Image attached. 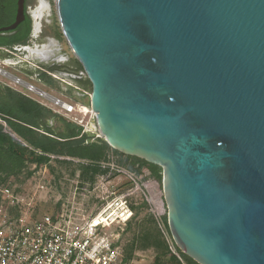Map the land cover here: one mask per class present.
<instances>
[{
	"label": "water",
	"instance_id": "1",
	"mask_svg": "<svg viewBox=\"0 0 264 264\" xmlns=\"http://www.w3.org/2000/svg\"><path fill=\"white\" fill-rule=\"evenodd\" d=\"M57 14L101 138L162 168L177 247L264 264V0H57Z\"/></svg>",
	"mask_w": 264,
	"mask_h": 264
},
{
	"label": "built area",
	"instance_id": "2",
	"mask_svg": "<svg viewBox=\"0 0 264 264\" xmlns=\"http://www.w3.org/2000/svg\"><path fill=\"white\" fill-rule=\"evenodd\" d=\"M31 19L34 31L35 20L34 17ZM26 48L28 47L24 45H16L8 50V58L0 63L9 67L15 66V52H26ZM27 58L30 57L27 56ZM34 59L39 62L53 60L58 66L68 65L71 60L69 56L63 55H54L48 59L39 57ZM26 62L29 61L26 60ZM0 69L4 70L1 67ZM5 73L8 76L2 75L19 88L20 93L36 96L41 105L70 119L83 129V133L101 139L97 115L91 105L66 101L6 70ZM53 73H50L52 77L69 86H74L76 80H83L86 76L81 71L75 73L54 71ZM75 88L79 89L76 84ZM48 166L46 164L41 169H46ZM116 173L126 177L132 183V187L113 199L95 215L87 213L84 204L74 202L61 203L54 213L42 214L37 211L35 197L24 199L11 184L0 187V197L3 200L0 208V264H150L142 254L127 257L116 236L106 231L114 226H127L135 215L129 200L141 197L147 204L158 229L169 240L172 236L165 222L168 211L163 187L161 188L149 176L144 178L142 175L128 174L118 169ZM112 175L113 173L110 172L105 177L109 180ZM39 189L44 190L45 184ZM172 252L182 264H186L176 248L172 247Z\"/></svg>",
	"mask_w": 264,
	"mask_h": 264
},
{
	"label": "rangeland",
	"instance_id": "3",
	"mask_svg": "<svg viewBox=\"0 0 264 264\" xmlns=\"http://www.w3.org/2000/svg\"><path fill=\"white\" fill-rule=\"evenodd\" d=\"M43 1L48 3V10L44 12V15L46 14L45 17L43 16L44 19L42 18V20H40V32L41 30L42 32H39L37 37L32 35L29 42L24 45V47L35 48L41 46L40 48H42L44 45L50 44L51 40H54L59 44L61 50L54 51V53L57 52V56H69L71 60L68 65L78 70L77 65L80 62L74 56L60 25L57 14V0ZM40 4L41 0H29L28 11L31 17H34V12H36ZM52 55L54 54H49L46 58L42 57L44 55L35 57L48 59L51 58ZM27 56L30 58H27ZM35 57L30 56L26 48V52H15V66L9 67L4 63H0V67L4 69H0V86L3 88H11L20 93L19 88L14 86L3 76L7 75L5 73L6 70L12 75L35 84L38 88L53 96L73 103H80L86 106L91 105L90 95L92 88L89 87L88 91H85L87 92L86 94L82 89L75 88V84L74 86H69L61 80L52 77L50 73H53L59 66L53 60L39 62L34 59ZM26 60L29 62H26ZM82 71L83 70H81V72ZM41 74H47L52 79V85L45 84L43 80H40L39 77ZM59 78L61 79L60 76ZM87 79L88 78L84 76V79L81 81H87ZM27 97L40 103L36 96L32 95ZM51 111L70 123L75 124L62 114L54 110ZM59 117L50 120L49 123L54 129L62 130L63 124ZM0 124L4 128V132L13 137L17 143L21 144L23 147H28L22 138L13 132L8 127V124L1 118ZM83 135L92 137L91 140L86 138V144L97 139L91 134L83 133L82 130V136ZM123 155L109 150L104 158L98 162H93L82 157H64L63 159L62 157L55 156V159L49 158L50 163L46 169H41V167H37L36 164H26L24 168L19 170L16 160L9 154L3 153L0 155V165H3L6 169L0 172V187L6 184L4 180L7 179V184H11L16 188L20 196L24 199L35 197L37 211L42 214L54 213L58 210L61 203L74 202L84 204L87 213L95 215L106 207L108 203L113 201V199L118 197L121 193L127 192L132 187V183H130L126 177L116 173L117 169L123 170L128 174L136 173L139 176H144V178H148L147 176L152 178L150 167L128 158V155ZM93 164L98 165L100 169L99 172L93 170ZM110 172L113 173L112 178L107 180L105 176ZM44 184L45 189L40 190L39 187ZM158 184L162 188V183L160 184V182H158ZM2 202L3 200L0 197V208ZM129 202L135 213L133 219L127 226H114L111 230H107L106 232H111L116 236L115 238L119 241V245L122 247L127 257L142 254L150 264H179L178 261L172 258L170 259L172 255H175L172 252V247L176 248L178 253L179 248L173 238L170 237L169 240H167L151 220L150 212L145 201L142 200L141 197H134L130 199ZM178 260L180 259L178 258Z\"/></svg>",
	"mask_w": 264,
	"mask_h": 264
},
{
	"label": "trees",
	"instance_id": "4",
	"mask_svg": "<svg viewBox=\"0 0 264 264\" xmlns=\"http://www.w3.org/2000/svg\"><path fill=\"white\" fill-rule=\"evenodd\" d=\"M27 6H29V2ZM6 9L10 16L9 20L13 21L18 11V0L8 1ZM32 25V19L29 17V24L25 25L22 30L17 28L15 31H9L6 33V36L0 33V48L26 45L32 34ZM1 26L2 25H0V27ZM77 68L80 71L83 70L80 63H78ZM39 79L43 80L45 84L52 85L53 83L52 79L47 74H41ZM81 84L86 89H89V87L92 88L89 79L83 81ZM58 117L59 116L53 111L22 93H18L8 87L3 88L0 86V118L3 119L8 124V127L21 137L28 146L23 147L21 144L17 143L13 137L4 132V128L0 124V155L3 153L9 154L16 160L19 170L24 168L26 164H36L37 167H42L46 164L49 165V156L82 157L93 162H98L104 158L109 150L123 155L117 150L112 149L103 139H96L86 144V138L91 140L92 137L89 135L82 136L83 129L81 127L70 123L62 117H59V119L63 124V129H54L49 122ZM128 158L150 167L151 179L156 183H162L163 170L161 167L150 164L137 157L128 156ZM92 168L96 172L100 171L96 164ZM4 169L6 168L0 165V172L4 171ZM4 181L6 183L5 185H8V180L6 179ZM151 220L155 223L152 216ZM165 222L170 233L167 217L165 218ZM179 253L186 264H198L185 255L180 249ZM171 258L178 261L179 264H182L175 255H172L170 259Z\"/></svg>",
	"mask_w": 264,
	"mask_h": 264
},
{
	"label": "bare ground",
	"instance_id": "5",
	"mask_svg": "<svg viewBox=\"0 0 264 264\" xmlns=\"http://www.w3.org/2000/svg\"><path fill=\"white\" fill-rule=\"evenodd\" d=\"M46 10H48V3L41 0L40 6L36 10V12H34V20H35L34 31H33L34 37H37L40 32V27H41L40 20H42L44 16V12ZM58 50H60V46L54 40H51L50 44L44 45L42 48L40 47L27 48V51H29V55L34 56V57L44 55V54H48V55L54 54V51H58Z\"/></svg>",
	"mask_w": 264,
	"mask_h": 264
},
{
	"label": "flooded vegetation",
	"instance_id": "6",
	"mask_svg": "<svg viewBox=\"0 0 264 264\" xmlns=\"http://www.w3.org/2000/svg\"><path fill=\"white\" fill-rule=\"evenodd\" d=\"M8 1H10V0H0V25H2L0 28H4V27H8V26H11L12 24H14L15 23V21H16V17H17V15H16V17H15V19L13 20V21H10L9 19H10V16H9V13H8V11H7V9H6V6H7V3H8ZM28 2H29V0H26V2H25V13H26V18H25V20L17 27L19 30H22V28H24L25 27V25H28L29 24V17L31 18V16H30V13H29V11H28V8H29V6H27V4H28ZM27 10V11H26ZM16 28V29H17ZM15 31V30H14ZM6 33H8V32H5V33H3V35H5L6 36ZM16 46V45H15ZM15 46H13V47H15ZM13 47H11V48H13ZM56 53L57 52H55L54 53V55H56ZM54 55H52L51 57H53ZM40 56H42V55H40ZM48 56V54H44V56H42V57H47ZM61 60H63V58H60ZM64 69H69L68 71L69 72H77V71H79V70H77V69H75V68H73L72 66H70V65H63V66H59L58 68H56L54 71H65Z\"/></svg>",
	"mask_w": 264,
	"mask_h": 264
},
{
	"label": "crops",
	"instance_id": "7",
	"mask_svg": "<svg viewBox=\"0 0 264 264\" xmlns=\"http://www.w3.org/2000/svg\"><path fill=\"white\" fill-rule=\"evenodd\" d=\"M12 48L11 47H2V48H0V51H2V52H0V61H3V60H5V59H7L8 58V56H9V54H8V50H11ZM7 53V54H6ZM80 81V82H79ZM76 83V85H77V87L79 88V89H82L83 91H88V89H86L81 83L83 82V81H81V80H76L75 81Z\"/></svg>",
	"mask_w": 264,
	"mask_h": 264
}]
</instances>
